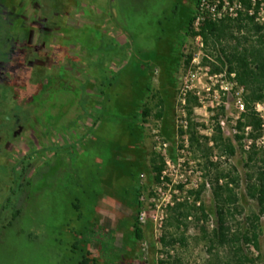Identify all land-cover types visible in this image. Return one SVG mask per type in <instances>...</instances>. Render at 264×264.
<instances>
[{
	"label": "rangeland",
	"instance_id": "1",
	"mask_svg": "<svg viewBox=\"0 0 264 264\" xmlns=\"http://www.w3.org/2000/svg\"><path fill=\"white\" fill-rule=\"evenodd\" d=\"M60 1H55L53 10H49L51 22L44 27L41 0H0V84L1 76L3 79L7 72L14 73L16 77L26 75L25 71L21 75L17 64L18 61H25L28 46L34 49L43 66L55 56L61 57L55 64L56 69L66 62V58L76 57L83 67L82 82L94 100L102 102V87L92 78L89 65L93 59L92 52L95 60L105 62L109 74L117 75L116 85L110 93L113 102L111 106L106 105L108 112H105L101 122L88 114L79 120L75 107L80 104H74V90L71 94L58 92L56 101L52 102L55 108L53 119L45 120L41 131H37L36 124L28 119L25 134L13 144L15 156L0 158V209L11 196L0 212V222L4 223L11 219L17 204L15 195L10 194L11 176L5 172L10 169L20 172L23 166L18 165L20 160L32 150L42 152L53 144H62L68 145L74 152L68 160L62 161L59 157L49 164L44 163L37 179L25 186L26 194H22V201H18L19 205L23 203L22 214L12 225H0V264H76V252L70 250L68 243L73 239L80 240L82 231L87 240L101 239V251L89 247V257L99 258L100 264H157L159 255L169 249H173V255H178L184 264H215L218 251L223 257L218 262H227L228 252L223 248L211 252L203 233V227L211 231L217 225L211 185H207L203 196L209 220L196 212L197 216L189 221L188 228L183 225L181 230L174 232L179 235L186 233L187 245L165 248L162 239L166 231H172L169 227L164 228L161 236L152 222L147 225L140 223L144 231L142 240L135 237L132 228L133 221L138 219L143 208V205L141 209L137 205L139 186L140 195L145 193L151 197L156 187L165 185L164 191L174 198L191 196L192 201L194 195L190 191L197 189L204 180L206 154L198 148H190L188 142L190 98L193 103H198L191 118L197 131L211 136L218 117L226 136L238 148L232 158H220L215 153L212 161L216 165L208 164L211 174L218 170L236 172L237 169L239 172L240 213L230 218V225L236 231H245L251 227L254 213H259L258 201L251 196L248 185L255 179L258 168L264 167V162H250L248 151L251 142L246 139L241 147L235 137L240 115L236 105L238 89L229 94L223 88L235 79L229 74L221 76L227 71L226 67L216 58L218 53L215 50H207L205 44L202 45L193 27L187 34L188 19L196 1ZM56 9L59 12L55 13ZM25 22L32 29L28 34ZM55 25L82 30L84 36L89 34L86 37L91 45L79 42L66 46L61 33L64 30L61 28L55 33L49 29V26L55 29ZM96 28L104 34L103 43L99 38L95 39ZM110 37L125 48L121 51V47L112 45L114 41ZM12 41L16 43L14 46ZM102 44L103 50L100 49ZM205 57H209L222 71L212 72V66L204 62ZM147 86L150 87L148 92ZM133 94L141 103V111L145 107L152 110L150 115H142L141 120L131 119L136 113L129 105ZM241 96L245 100L244 92ZM113 106L115 113L110 112ZM162 109L164 115L158 117ZM63 117L64 124L54 128L53 125ZM51 129L54 131L49 133ZM5 132V137L14 138L10 131ZM41 132L45 136H41ZM140 138L141 147L138 145ZM263 141L264 138L260 139L258 146H262ZM165 152L170 156V166L166 163ZM259 156L264 157L263 154ZM153 159L157 164H163L167 171L164 182L156 180ZM61 161L65 171L60 169ZM90 187L95 190L97 211L103 223L107 222L111 228L100 223L94 225L93 222L84 228L88 222L86 217L82 222H75L73 216L76 209L71 203L78 198L83 203L82 211L88 214L86 208L93 195L85 191ZM105 194L109 196L106 201L103 199ZM105 211L112 212L114 217L106 218L103 216ZM120 220L123 222L119 224ZM67 224L74 226L77 233L72 234ZM260 229L259 247L247 242L242 244L244 253L254 259L255 264H264V217ZM145 243H148L146 251Z\"/></svg>",
	"mask_w": 264,
	"mask_h": 264
},
{
	"label": "trees",
	"instance_id": "2",
	"mask_svg": "<svg viewBox=\"0 0 264 264\" xmlns=\"http://www.w3.org/2000/svg\"><path fill=\"white\" fill-rule=\"evenodd\" d=\"M55 1L61 2L60 0H41V9L45 16V21L42 22V26L44 27L47 26L46 23L51 22L49 10H53L52 7H54ZM192 1H196V4L198 2V0ZM243 1L247 6H250V0ZM57 9L55 13L59 12ZM194 21L195 9L188 19L187 34H189V29L193 27ZM49 27V29L55 31V33L62 28V26L56 27V25L55 29H53L52 26ZM62 29L64 31H61V33L66 46L74 43L79 44V42H85V44L91 45L86 37L89 34L84 36L81 34L82 30L74 27ZM31 30V28H27V34ZM96 34L97 35H94L95 39L99 38L103 43V32L97 29ZM201 34L207 50L212 49L218 53L216 58L220 61L221 65L226 67L229 75L235 73V81L245 89L244 97L247 110L237 119L236 129L238 132L235 137L241 147L244 146L243 142L246 139H249L251 142L248 151L250 162L257 164L259 161L264 162V157L259 156L260 154L264 155V141L262 146H258L259 140L264 138V117L261 116L257 109L258 104H264V25L256 22L253 16H244L241 14L236 19L229 18L221 21H206L202 26ZM110 40L118 43L117 45L112 42V45L121 47V51L125 48L114 37H110ZM7 42L8 41H6V43ZM11 43L14 46L15 43L13 41ZM101 46L100 49L103 50V44ZM24 57L25 65L24 63L19 64L20 61H18L17 67L20 69L21 75H23V71L26 72V75L16 77L14 73L7 72L0 84V93H2L0 94V135L3 134V136H0L1 159L8 158V155L12 157L15 156L16 152L13 149V144L17 138L25 134L28 119H31V121L36 124L37 131L45 124V120L49 121L53 119L55 108L52 102L56 101L58 92L61 94H71L74 90L73 92H75L76 96L74 104H80L75 107L78 111L76 118L79 120L88 114L94 115L96 120L101 122L105 112H108L106 105L109 104V106H111L110 104L113 102L112 98H110V93L116 85L117 75L109 74L105 69V62L103 63V61L99 59L95 60V55H92V52L91 59H93L89 62V65L92 78L102 87L101 93L104 96L102 102L95 101L90 91L87 90L86 85L82 82L80 76L83 67L79 61H77L76 57L70 56L66 58V62L57 69L55 68V64L60 61L61 57L59 56H55L51 62L43 66L39 63L38 56L28 47ZM204 62L212 66V72L222 71V68L216 66L209 57H205ZM78 85L83 88L78 89ZM103 87L105 89H103ZM149 90L150 87L147 86L146 92ZM117 96L119 95L117 94ZM47 103H49V105ZM162 103H164V101H162ZM129 105L131 110L136 112L133 118H131L133 121H135L136 118H140L141 120L142 115L148 116L152 111L148 107H145L143 111H141V103L137 100L136 94H133L129 99ZM197 105V101L193 103L191 98L188 99V114L190 118L188 126V132L190 133L189 146L192 149L198 148V150L205 152L207 158L206 173L203 182L198 188L190 191V194L194 195L192 201L191 196H188L183 200H176L174 205L168 207L165 227H169L172 231L165 232L162 239L163 244L167 249L177 244L187 245L188 237L186 233H181L179 235L174 232H176V230H181L183 225L188 228L187 224L197 216L196 212H200L201 217L206 221L209 220L210 215L208 214L203 196L207 190V185H211L216 203L217 225L211 231L209 228L203 227L204 237L210 244V251L212 252L213 250H220V248H223L228 252L227 262L221 264H255L254 259H251L244 253L242 244L247 242L259 247V238L261 234L260 225L264 217V167L258 168L255 179L248 185L251 196L258 201L259 213H254L251 218V227L249 229L245 231H236L230 225V218L236 217V215L240 213V193L238 189L241 183L239 172L237 169H235L236 172L232 170H218L215 174H211L210 170L208 171V169H210L208 164L216 165V163L212 161L215 153L218 154L220 158L225 156L232 158L236 156L238 148L234 141L226 136L222 122L218 117L212 127L211 136L201 135V133L197 131L191 119L194 108ZM110 112L115 113L114 106L111 107ZM163 115L162 109L157 116L163 117ZM64 117L59 118L56 125H53V127L62 126L64 124ZM134 123L137 124L136 122ZM53 129H51L49 133H52L54 131ZM69 129L71 128L69 127ZM5 131H10L9 134L14 135V138L11 139L8 135L5 137L4 135L7 134ZM40 135L45 136L43 132H41ZM72 153L74 152L68 145L53 144L42 152L39 150H32L29 154L25 155L18 164L23 165L20 172L11 171V169L6 171L5 174L11 176L10 194L13 196L15 195L17 204L11 219L9 221L6 220L4 223L0 222V225H12L22 214L23 206L21 205L23 203L19 205L18 201L19 199L22 201L24 194H26L24 193L26 192L25 186L31 185L37 179L36 177L42 169L41 166L44 163L49 164L52 160L54 161L59 157L62 161L68 160ZM62 161L59 162L60 169L65 171L64 162ZM153 171L156 173V180L160 182L162 172L164 171V165L157 164L156 160L153 159ZM181 188L184 187L181 186ZM94 191L95 190L91 187L85 191L93 195V200H91L86 208L88 214L82 211L83 203L78 198L72 201L71 205L76 209V214L73 216L75 222H82L84 217H86L88 218V222L85 223L84 228H88L92 222L94 225L100 223V225L105 224V227L111 228L107 222L103 224L102 217L96 209L97 199L94 198ZM140 192L141 187L139 186L137 192V205L141 209L142 203L139 200ZM10 197L6 200L7 204ZM6 202L3 208L0 209V212L5 209ZM1 205L0 203V206ZM108 220L109 219H107V221ZM120 222H123V220H120L119 224ZM66 226L70 228L69 230H71L70 232L72 234L77 233L76 229H73L74 226L71 227V224H67ZM132 228H134L133 233L135 237L142 240L144 231L138 219L133 221ZM81 235L82 238L80 240L73 239L68 243L70 250L76 252V264H100L99 258L89 257V247L101 251V239L94 238L93 240H87V235H85L84 231H82ZM215 255L217 259L215 264H220L218 261L219 259L223 260L222 255L219 251ZM168 263L184 264L178 255H170Z\"/></svg>",
	"mask_w": 264,
	"mask_h": 264
},
{
	"label": "built area",
	"instance_id": "3",
	"mask_svg": "<svg viewBox=\"0 0 264 264\" xmlns=\"http://www.w3.org/2000/svg\"><path fill=\"white\" fill-rule=\"evenodd\" d=\"M241 14L244 16L249 15L255 17L256 22L264 25V0H250V6H247L243 0H198L195 6V21L193 28L197 32V38L204 45V40L201 34L202 26L206 21H221L224 19H236ZM228 71H225L221 76H226ZM235 79V73L230 75ZM229 94L235 88L237 91V109L240 113L246 112V102L241 96L244 92V87L240 86L235 80L234 82H228L226 86L223 87ZM258 111L262 117H264V104H258ZM238 117V118H239ZM188 124V122H187ZM187 127V125H186ZM189 142V140H188ZM166 163L170 166L171 160L170 156L164 153ZM167 176V171L164 170L161 175V181H165ZM165 185H159L156 187L148 197L145 193H141L139 200L143 205V208L139 211L138 220L141 224L147 225L153 223L163 235V231L166 224V219L168 216V207L174 205L176 200L180 201L183 199L174 198L164 191ZM148 248V243L144 244V251ZM174 254L173 249H169L167 252H162L157 260V264H169L170 255Z\"/></svg>",
	"mask_w": 264,
	"mask_h": 264
},
{
	"label": "crops",
	"instance_id": "4",
	"mask_svg": "<svg viewBox=\"0 0 264 264\" xmlns=\"http://www.w3.org/2000/svg\"><path fill=\"white\" fill-rule=\"evenodd\" d=\"M142 137V136H141ZM138 145H140V147L143 145L142 144V139L140 138L139 140H138ZM135 147H137V146H135ZM107 194H105V196L103 197V199L106 201V198H107ZM109 197V196H108ZM112 198V197H111ZM96 209H97V207H96ZM104 215L103 216H105L106 218H108V217H110V218H113L114 217V214L112 213V212H108V211H105V213H103ZM104 224V223H103ZM105 225V224H104Z\"/></svg>",
	"mask_w": 264,
	"mask_h": 264
},
{
	"label": "flooded vegetation",
	"instance_id": "5",
	"mask_svg": "<svg viewBox=\"0 0 264 264\" xmlns=\"http://www.w3.org/2000/svg\"><path fill=\"white\" fill-rule=\"evenodd\" d=\"M25 21V20H24ZM25 26H26V30H27V28H28V25H26V22H25V24H24ZM26 41L28 42V38H27V34H26ZM14 42V41H13ZM15 43V42H14ZM16 44V43H15ZM14 44V45H15ZM26 44V43H25ZM18 45V44H17ZM26 46V45H25ZM24 47V46H23ZM27 49L26 50H28V46L26 47ZM33 51H34V49H32ZM26 53H27V51H26ZM26 53L24 54V55H26ZM38 54H39V51H38ZM39 57V56H38ZM39 61V60H38ZM40 62V61H39ZM24 63V65H25V61H20L19 62V64H23ZM3 71V70H2ZM1 80H2V76H1Z\"/></svg>",
	"mask_w": 264,
	"mask_h": 264
}]
</instances>
